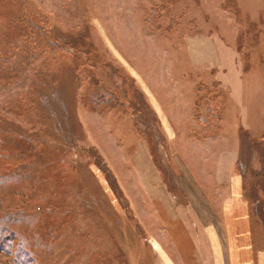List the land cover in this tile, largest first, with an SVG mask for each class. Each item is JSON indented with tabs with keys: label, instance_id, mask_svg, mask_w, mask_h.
Returning a JSON list of instances; mask_svg holds the SVG:
<instances>
[{
	"label": "rangeland",
	"instance_id": "rangeland-1",
	"mask_svg": "<svg viewBox=\"0 0 264 264\" xmlns=\"http://www.w3.org/2000/svg\"><path fill=\"white\" fill-rule=\"evenodd\" d=\"M177 83L235 152L264 264V0H0V264H160V205L137 180L147 159L179 201Z\"/></svg>",
	"mask_w": 264,
	"mask_h": 264
},
{
	"label": "crops",
	"instance_id": "crops-1",
	"mask_svg": "<svg viewBox=\"0 0 264 264\" xmlns=\"http://www.w3.org/2000/svg\"><path fill=\"white\" fill-rule=\"evenodd\" d=\"M175 86V95L185 106L182 114L185 118L177 110L171 109V119L176 123L188 121L191 127L185 130L179 125L176 129L171 128L172 131H166L174 152L172 169L178 177L179 201L172 199L160 177L151 176V163L147 159L142 162L143 168L140 170L143 173L137 180L144 196L161 207L155 213L156 230L164 236L163 242L156 240L159 262L249 264L250 246L244 242V235L248 233L243 219L244 209L237 203L238 183H235L232 175L229 184V158L235 159V152L213 145V137L206 134V122L212 118L202 110L205 107L206 112L213 113L209 106L203 107L205 103H202L198 112L195 104H191L188 86L184 83ZM156 102L157 114L163 117L165 114L160 110L159 100ZM165 120L169 127L170 120ZM190 137L207 146L192 144L188 141ZM224 187H227L226 190ZM229 194L233 202H229ZM229 218L241 220L229 224ZM170 249L177 253L174 255Z\"/></svg>",
	"mask_w": 264,
	"mask_h": 264
},
{
	"label": "bare ground",
	"instance_id": "bare-ground-1",
	"mask_svg": "<svg viewBox=\"0 0 264 264\" xmlns=\"http://www.w3.org/2000/svg\"><path fill=\"white\" fill-rule=\"evenodd\" d=\"M203 42V41H202ZM201 42V43H202ZM208 43L205 41V42H203L201 45H199L200 47H195V49L193 50V53H195L196 52V55H197V51H195V50H200V51H202V52H206L207 54H210L211 52H214L213 50H210V47L207 45ZM202 52H200V53H202Z\"/></svg>",
	"mask_w": 264,
	"mask_h": 264
},
{
	"label": "trees",
	"instance_id": "trees-1",
	"mask_svg": "<svg viewBox=\"0 0 264 264\" xmlns=\"http://www.w3.org/2000/svg\"><path fill=\"white\" fill-rule=\"evenodd\" d=\"M206 105V104H205ZM204 107V106H203ZM202 112L207 113L205 107L203 108ZM23 169V168H22Z\"/></svg>",
	"mask_w": 264,
	"mask_h": 264
}]
</instances>
